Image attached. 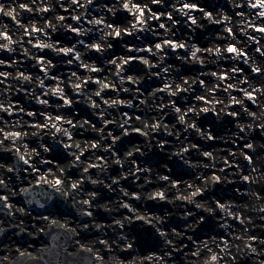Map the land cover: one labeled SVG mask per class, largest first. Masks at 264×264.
I'll return each instance as SVG.
<instances>
[{"label":"clouds","instance_id":"1","mask_svg":"<svg viewBox=\"0 0 264 264\" xmlns=\"http://www.w3.org/2000/svg\"><path fill=\"white\" fill-rule=\"evenodd\" d=\"M253 5L0 0V264H264Z\"/></svg>","mask_w":264,"mask_h":264},{"label":"bare ground","instance_id":"2","mask_svg":"<svg viewBox=\"0 0 264 264\" xmlns=\"http://www.w3.org/2000/svg\"><path fill=\"white\" fill-rule=\"evenodd\" d=\"M255 4L257 5V7L256 8H254L253 10L254 11H257V10H259L260 8H259V0H255ZM157 7H158V5L157 4H153L152 5V8H155V9H157ZM199 8H200V6L199 5H197L195 8H193L192 9V11L195 13V14H199ZM186 10H187V8H186ZM63 14H65V15H67V13H63ZM125 15H127V13H125ZM6 21L8 20V18L7 17H5L4 18ZM163 19V18H162ZM68 22H70V23H73V24H76L77 22L76 21H68ZM156 21H152V24L155 26L156 25ZM210 27H213V28H220V27H222L221 25H213V26H210ZM258 29V28H257ZM257 29H255L254 30V32H253V34L254 35H261V34H264V32H260V31H257ZM160 31H163L162 29H160ZM70 35H75V32H73V33H69ZM234 34V33H233ZM26 39H30V37H26ZM156 42H158V41H156ZM177 41L176 40H171V43H173V44H175ZM252 47L254 48L255 47V45H252ZM181 50V51H180ZM174 51H179V52H183V49H174ZM47 52V50H45V53ZM45 53H40L39 55H40V59L41 60H43V58H45ZM146 53H141V55H145ZM235 53L234 52H227V55H229V56H231V55H234ZM248 53L247 52H245L244 53V55H247ZM135 54H133V56H134ZM131 57V56H130ZM66 58H70V57H66ZM225 66H227V64H225ZM35 71H39L41 74H42V70H40V69H36ZM81 71H83V70H81ZM225 79H226V77H224ZM201 102H203V101H201ZM249 103H251V101L249 100ZM233 107H237V106H233ZM28 119H31L30 117L28 118ZM239 146H243L242 144L241 145H239ZM233 147V150H235V148L237 147L236 145H233L232 146ZM245 151H246V147H245ZM247 152V151H246ZM24 175H27V174H25V173H23ZM137 223H140L139 221H137ZM209 238V237H208ZM208 238H206V239H208Z\"/></svg>","mask_w":264,"mask_h":264},{"label":"rangeland","instance_id":"3","mask_svg":"<svg viewBox=\"0 0 264 264\" xmlns=\"http://www.w3.org/2000/svg\"><path fill=\"white\" fill-rule=\"evenodd\" d=\"M153 10L155 11L156 9L155 8H153ZM157 15H158V17H159V13H157ZM162 19V18H161ZM177 27H180L179 25H177ZM159 42V41H158ZM171 42V41H170ZM169 45H171V44H169ZM181 51V50H180ZM44 59V58H43ZM10 62V61H9ZM130 62L131 63H133V64H135V63H137V61L133 58V57H130ZM0 70H3V69H0ZM9 71H11V69H9ZM50 83V82H49ZM22 93H18L17 94V96H15V97H13V102L14 103H20V101H21V97H22ZM33 111H34V109H32ZM125 111H127V110H125ZM136 115H141V113H136ZM132 135H133V137H136V136H138L139 135V133L138 132H134V133H132ZM224 147H227V145H224ZM246 151H248V149L246 148ZM85 155H87V154H85ZM25 168H27V166H24ZM93 171H95L94 169H93ZM25 174H27L26 172H25ZM35 192H39V196H37V199H41V200H43L44 198H45V196H42L41 197V194L43 193L42 191H35ZM29 196H31V197H36V196H34V194H30ZM13 202H15V201H13ZM234 223H238V222H235L234 221ZM206 238H208L207 236H204V237H202V239H206ZM218 239H221V240H223V239H228V237L227 236H223V235H221L220 237H218ZM197 243H199V241H197Z\"/></svg>","mask_w":264,"mask_h":264},{"label":"snow or ice","instance_id":"4","mask_svg":"<svg viewBox=\"0 0 264 264\" xmlns=\"http://www.w3.org/2000/svg\"><path fill=\"white\" fill-rule=\"evenodd\" d=\"M154 2H155V0H154ZM258 6H259V8H264V0H259V5H258ZM125 7H127V5H126ZM187 7H189V6H188V5H185V8H187ZM256 7H257L256 4L253 5V8H256ZM140 15H143V12H141ZM261 16H264V12L261 13ZM257 31L264 32V28H258ZM165 43H166V44H171V46H172L173 48H175V44L171 43L170 41H165ZM157 47L159 48L160 46L157 45ZM228 52H234V53H236L237 50H236L234 47H231V46H230L229 49H228ZM222 78H223V77H222ZM253 98H254V97H252V96H249V97H248V99H253ZM57 120L59 121L60 118L57 117ZM14 135H18V133H17V134H14ZM60 183H61V181H60L59 179H57V180L55 181V184H56L57 186H59ZM4 199L6 200L7 197H4Z\"/></svg>","mask_w":264,"mask_h":264},{"label":"water","instance_id":"5","mask_svg":"<svg viewBox=\"0 0 264 264\" xmlns=\"http://www.w3.org/2000/svg\"><path fill=\"white\" fill-rule=\"evenodd\" d=\"M32 192L30 194H32ZM54 243H55V246L53 248H51V250L49 251V252H53V259L55 258V250H56L57 239H56V242L54 241ZM83 263L86 264V259L84 260Z\"/></svg>","mask_w":264,"mask_h":264}]
</instances>
